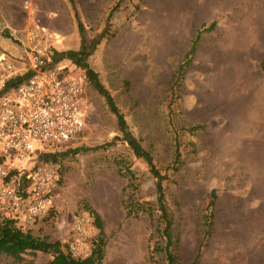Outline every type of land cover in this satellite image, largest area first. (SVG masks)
Instances as JSON below:
<instances>
[{
	"label": "rangeland",
	"instance_id": "rangeland-1",
	"mask_svg": "<svg viewBox=\"0 0 264 264\" xmlns=\"http://www.w3.org/2000/svg\"><path fill=\"white\" fill-rule=\"evenodd\" d=\"M76 11L87 45L103 35L89 66L167 175V201L185 257L198 255L197 264H264V0H0V53L24 73L31 47L79 49ZM212 22L174 88L192 36ZM30 29L38 32L34 41ZM58 63L72 65L68 58ZM87 91L85 127L61 147L68 153L60 157L51 213L20 225L85 257L99 234L88 205L105 225L102 264H157L151 254L155 221L129 213L132 188L118 161L135 172L140 201H156V179L121 139L106 99L90 82ZM177 151L181 165L174 163ZM51 258L27 253L22 264ZM0 264L15 263L1 255Z\"/></svg>",
	"mask_w": 264,
	"mask_h": 264
},
{
	"label": "built area",
	"instance_id": "built-area-1",
	"mask_svg": "<svg viewBox=\"0 0 264 264\" xmlns=\"http://www.w3.org/2000/svg\"><path fill=\"white\" fill-rule=\"evenodd\" d=\"M37 37L35 29L28 31L29 41ZM30 50V75L0 96V217L15 218L24 226L51 213L60 180L62 164L40 160L39 154L61 149L80 133L89 108L84 68L51 65L52 53ZM19 72L1 52L0 93Z\"/></svg>",
	"mask_w": 264,
	"mask_h": 264
},
{
	"label": "trees",
	"instance_id": "trees-1",
	"mask_svg": "<svg viewBox=\"0 0 264 264\" xmlns=\"http://www.w3.org/2000/svg\"><path fill=\"white\" fill-rule=\"evenodd\" d=\"M75 5V0H70ZM76 10V9H75ZM76 17L78 20V30L81 38V44L79 49H69L65 51H55L51 54L53 58L51 65L59 62L62 58L70 59L72 65L84 68L88 74L89 82L99 91V93L106 99L111 111L116 115L118 128L121 132V139L127 142L134 154L144 159L150 166V172L156 179V201H140L136 196V190L138 188L137 176L131 169L130 165L122 159L118 161L120 166L119 171L129 180L132 191L129 193L128 210L129 213H147L152 219H154V231L152 233V259L157 264H197L198 255L193 259H187L181 249V238L176 226V216L167 201L166 187L164 181L166 174L161 172V169L157 166L154 160L152 152L147 149L141 142V140L130 130L128 122L124 113L118 107L114 97L107 87L102 83L99 75L88 64L87 58L93 53L98 43H100L103 35H100L92 41L90 45L86 43L85 27L82 21L78 17L76 11ZM215 22L209 25H202L197 29L191 38L189 48L185 52L184 60L179 62L174 72V84L173 87H178L184 76L186 64H188L192 58V55L196 52L197 46L201 40L202 33L204 31H210L214 28ZM54 62V63H53ZM260 66L264 69V59L261 60ZM30 75L29 71L24 73H18L10 78L5 89L1 94L7 93L13 87L23 82ZM87 147L82 149L86 150ZM81 149V148H80ZM78 150H74L73 152ZM68 150L64 148L56 149L49 152H41L39 154L40 160L44 161H59L60 157L66 156ZM180 152L174 157L175 164H182ZM122 164V165H121ZM179 165V166H180ZM179 168L178 165H176ZM175 166V167H176ZM212 200L208 208H212L211 213L206 215V221L209 225L213 224V208L215 206V192L211 194ZM91 214L94 217L95 225L99 229L98 236L93 240V246L89 255L85 257L75 256L69 249V245L62 243L61 241H50L47 238H42L33 234L28 228L24 229L18 224L15 218L9 216L0 217V256L6 255L10 257L15 264H22L25 260V254L34 253L37 251L52 253V258L46 264H102L105 257L107 236L105 233V225L101 215L92 207L87 205ZM50 215V213L48 214ZM47 215V216H48ZM45 216V217H47ZM44 217V218H45ZM210 233V229L206 230Z\"/></svg>",
	"mask_w": 264,
	"mask_h": 264
}]
</instances>
